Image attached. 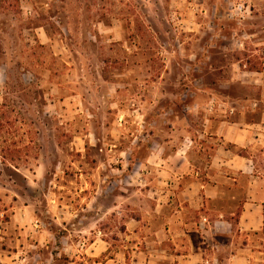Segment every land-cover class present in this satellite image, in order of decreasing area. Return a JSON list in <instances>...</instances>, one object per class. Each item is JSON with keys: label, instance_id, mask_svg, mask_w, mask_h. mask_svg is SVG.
<instances>
[{"label": "rangeland", "instance_id": "374dc122", "mask_svg": "<svg viewBox=\"0 0 264 264\" xmlns=\"http://www.w3.org/2000/svg\"><path fill=\"white\" fill-rule=\"evenodd\" d=\"M225 117H264V0H0V264H85L104 236L146 249L149 156L181 145L208 180ZM226 146L252 168L213 174L236 221L264 140Z\"/></svg>", "mask_w": 264, "mask_h": 264}, {"label": "crops", "instance_id": "0c3cea01", "mask_svg": "<svg viewBox=\"0 0 264 264\" xmlns=\"http://www.w3.org/2000/svg\"><path fill=\"white\" fill-rule=\"evenodd\" d=\"M207 133H211L208 138L215 143V164L206 173L208 180L200 177L204 173L189 161L185 147L180 145L179 150L171 152L175 144L172 138L163 141L171 153L163 158L162 165L157 164L159 152L149 156L158 166L149 169L153 175L147 189L153 241L147 251L135 243L124 250L119 247L111 251L112 244L104 236L100 241L95 239L85 251V264H264V184H248L241 210L233 221L219 204L225 199H236V194H232L235 188L213 176L229 175L235 169L252 174L250 166L235 164L236 153L226 145L247 148L255 140L263 141L264 117L257 121L228 117L212 120ZM220 155L227 158L220 159ZM238 157L251 159L240 154ZM143 220V216L132 217L131 227ZM140 231L130 230V236L137 238Z\"/></svg>", "mask_w": 264, "mask_h": 264}]
</instances>
